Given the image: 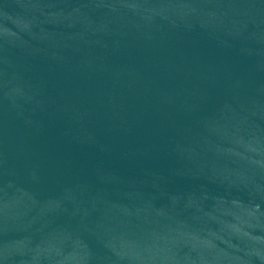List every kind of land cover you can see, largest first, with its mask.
I'll return each instance as SVG.
<instances>
[{
	"label": "water",
	"instance_id": "95a60500",
	"mask_svg": "<svg viewBox=\"0 0 264 264\" xmlns=\"http://www.w3.org/2000/svg\"><path fill=\"white\" fill-rule=\"evenodd\" d=\"M0 264H264V0H0Z\"/></svg>",
	"mask_w": 264,
	"mask_h": 264
}]
</instances>
